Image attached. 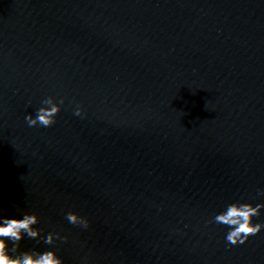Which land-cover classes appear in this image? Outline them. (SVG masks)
<instances>
[{
	"label": "water",
	"instance_id": "obj_1",
	"mask_svg": "<svg viewBox=\"0 0 264 264\" xmlns=\"http://www.w3.org/2000/svg\"><path fill=\"white\" fill-rule=\"evenodd\" d=\"M213 4L0 0V217L34 214L41 232L20 252L55 251L63 264H164ZM49 97L56 122L30 127L25 117ZM68 212L89 227L70 224ZM49 233L67 241L47 245Z\"/></svg>",
	"mask_w": 264,
	"mask_h": 264
},
{
	"label": "clouds",
	"instance_id": "obj_2",
	"mask_svg": "<svg viewBox=\"0 0 264 264\" xmlns=\"http://www.w3.org/2000/svg\"><path fill=\"white\" fill-rule=\"evenodd\" d=\"M46 107H41L36 112V117L31 115L25 117L30 127H51L56 121L55 117L60 112V106L49 97L42 102ZM64 101L60 100L59 104ZM76 116L82 115V110L78 107L74 113ZM264 196V191L258 193ZM264 203L253 206L250 203H232L226 210L214 217L213 222L229 228L226 235V242L232 246L242 245L249 237L257 235L264 229V223H253V218L261 215ZM66 220L77 227L87 229L89 221L73 212L66 213ZM39 223V218L34 214H24L21 219H9L0 217V264H63L55 251L40 252H20V243L25 237L37 240L41 237V232L34 226ZM57 240L67 241V237H61L58 233H49L44 238L47 245H55ZM11 245V247L9 246ZM14 254V255H13Z\"/></svg>",
	"mask_w": 264,
	"mask_h": 264
}]
</instances>
